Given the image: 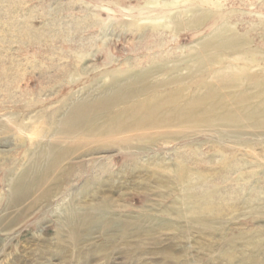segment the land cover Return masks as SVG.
<instances>
[{
    "label": "rangeland",
    "instance_id": "374dc122",
    "mask_svg": "<svg viewBox=\"0 0 264 264\" xmlns=\"http://www.w3.org/2000/svg\"><path fill=\"white\" fill-rule=\"evenodd\" d=\"M0 264H264V0H0Z\"/></svg>",
    "mask_w": 264,
    "mask_h": 264
},
{
    "label": "bare ground",
    "instance_id": "6f19581e",
    "mask_svg": "<svg viewBox=\"0 0 264 264\" xmlns=\"http://www.w3.org/2000/svg\"><path fill=\"white\" fill-rule=\"evenodd\" d=\"M178 1V0H177ZM217 1V0H216ZM119 2V1H118ZM205 2H206V0H205ZM211 2V1H210ZM161 3H162V1H161ZM187 3V2H186ZM202 3V2H201ZM219 3V2H218ZM207 4H208V2H207ZM122 5V4H121ZM211 5V4H210ZM162 6H163V4H162ZM176 7V6H175ZM179 7V6H178ZM163 8V7H162ZM164 10V9H163ZM169 10V9H168ZM202 10V9H201ZM191 12H192V10H190ZM206 11H207V9H206ZM210 11V10H209ZM201 12V11H200ZM195 13H196V11H195ZM202 13V12H201ZM205 13V12H204ZM207 13V12H206ZM212 13V12H211ZM210 13V14H211ZM203 14V13H202ZM208 14V13H207ZM160 16V15H159ZM210 16H212V15H210ZM201 17V16H200ZM203 19H205L204 17H203ZM209 19V18H208ZM228 19V18H227ZM205 21V20H204ZM221 21V20H220ZM210 23H211V21H210ZM178 24V23H177ZM220 24V26H221V23H219ZM173 26V25H172ZM217 26V25H216ZM215 26V27H216ZM226 26V25H225ZM173 28V27H172ZM213 29V28H212ZM216 29V28H215ZM225 29V28H224ZM224 31V30H223ZM211 32V31H210ZM220 32V31H219ZM224 33H225V31H224ZM217 35V34H216ZM224 36H225V34H224ZM224 36H222V37H224ZM226 37V36H225ZM232 37V36H231ZM237 37V36H236ZM237 40V39H236ZM238 41V40H237ZM232 42V41H231ZM154 45V44H153ZM212 45V44H211ZM221 47V46H220ZM156 48V47H155ZM157 48H158V45H157ZM207 48V47H206ZM149 49H150V47H149ZM187 49V48H186ZM210 50V49H209ZM111 57V56H110ZM109 60V59H108ZM113 60V59H112ZM162 60V59H161ZM109 61H111V60H109ZM206 62V61H205ZM109 63V62H108ZM147 63V62H146ZM150 63V62H149ZM227 65H229V64H227ZM136 66H137V64H136ZM111 67V66H110ZM157 67V66H156ZM193 68V67H192ZM248 68H249V66H248ZM153 69V68H152ZM113 70H114V68H113ZM200 70V69H199ZM161 72V71H160ZM196 73V72H195ZM207 73V72H206ZM212 73V72H211ZM257 73V72H256ZM155 75V74H154ZM201 75V74H200ZM230 75V74H229ZM254 75V74H253ZM258 75H260V74H258ZM241 77V76H240ZM214 78V77H213ZM246 78V77H245ZM254 78V77H253ZM134 79H136V78H134ZM179 79V78H178ZM255 79V78H254ZM231 80V79H230ZM128 81V80H127ZM189 81V80H188ZM190 82V81H189ZM229 82H231V81H229ZM251 82V81H250ZM124 83V82H123ZM72 84V83H71ZM144 86L143 87H146V88H152V87H155L156 85H157V83H152V82H150V83H148L147 85H146V82H144V83H142ZM141 84V85H142ZM170 84V83H169ZM124 85H126V84H124ZM120 86H123V85H120ZM125 87H127V86H125ZM171 87V86H170ZM224 87V86H223ZM225 87H226V85H225ZM140 88L141 87H138V89H137V87L134 89V90H130L129 89V92H122L121 90H114L115 92H113L110 96H107V97H104V98H101V99H97L96 101H94V103L93 104H91L90 106H88V107H83L82 109H80L81 110V112L79 113V115H78V117H77V123H78V125H80V124H83V123H87V122H90V121H88V119H90L91 117H93L92 118V120L94 119V118H96V119H98V118H101V119H103V120H105V119H112L114 122H113V126L110 128V131H112V130H116V129H119L120 127H122V126H124L126 123H127V125H128V123L129 122H131L135 127H137V126H139V123H138V120H141L142 118H144L145 116H146V114H148L150 117L151 116H153L156 112H157V110H158V108H157V104H154L153 102H151L150 100L149 101H145V100H143V94H142V91H144V90H140ZM198 88V87H197ZM236 88V87H235ZM195 89H196V87H195ZM224 89H226V88H224ZM223 89V90H224ZM227 90V89H226ZM219 91V90H218ZM228 91V90H227ZM151 94V93H150ZM218 94V93H217ZM155 96V95H154ZM178 96V95H177ZM85 98V97H84ZM82 99V98H81ZM87 99V98H86ZM88 99H89V97H88ZM180 99V98H179ZM187 99V98H186ZM77 101V100H76ZM88 101V100H87ZM135 101V103H133V104H129L130 102H134ZM180 101V100H179ZM201 101V100H200ZM196 102V101H195ZM232 102V101H231ZM242 102H243V100H242ZM241 102V103H242ZM180 103V102H179ZM227 103V102H226ZM85 105H87V104H85ZM85 105H83V106H85ZM213 105V104H212ZM73 106V105H72ZM161 106H163L162 104H161ZM66 107V106H65ZM163 107H165V106H163ZM198 107V106H197ZM70 108V107H69ZM75 108H77L78 110H79V108L77 107V106H75ZM74 108V109H75ZM156 108H157V110H156ZM204 108V107H203ZM211 108V107H210ZM232 108V107H231ZM230 108V109H231ZM206 109V108H205ZM233 109V108H232ZM231 109V110H232ZM156 110V112H154ZM163 110V109H162ZM175 110V109H174ZM221 110H223V109H221ZM252 110V109H251ZM200 111V110H199ZM198 111V112H199ZM239 111V110H238ZM236 113V112H235ZM234 113V114H235ZM238 113V112H237ZM262 113V112H261ZM71 114V113H70ZM208 114V113H207ZM206 114V115H207ZM218 114H220V113H218ZM230 114V113H229ZM209 115V114H208ZM65 117V116H64ZM205 117V116H204ZM231 117V116H230ZM166 118V117H165ZM169 118V117H168ZM74 119V118H73ZM95 119V120H96ZM199 119V118H198ZM233 119V118H232ZM149 120V119H148ZM165 120V119H164ZM223 120V119H222ZM243 120V119H242ZM66 120H63V122H61L60 124H59V128L61 129V132L63 133V135L60 137L61 139H63L64 140V142H66L65 140H67V139H70V138H72L71 136L73 135V136H78V135H81V133H83V132H81V130L79 129V128H74V129H76V130H74L73 129V126L71 127V128H69V129H71V130H69V129H67V130H69V131H71L70 133H69V131H68V133L69 134H71V136H68V133L67 132H65V130H66V128L68 127L67 125H66V122H65ZM169 121V120H168ZM227 121V120H226ZM173 122V121H172ZM217 122V121H216ZM238 122V121H237ZM154 123V122H153ZM131 124V125H132ZM217 124V123H216ZM57 125V124H56ZM72 125V124H71ZM77 124L75 125V127L76 126H78ZM131 125H129V126H131ZM191 125V124H190ZM90 126V125H89ZM128 126V127H129ZM211 126V125H210ZM225 127H229L228 125H224ZM91 127V126H90ZM133 127V126H132ZM82 128V127H81ZM93 128H94V126H93ZM102 128H104V127H102ZM242 128V127H241ZM240 128V129H241ZM107 129H109V128H107ZM186 129H188V128H186ZM221 129V128H220ZM243 129V128H242ZM260 129V128H259ZM21 130V129H20ZM58 130V129H57ZM152 130V129H151ZM154 130V129H153ZM153 130H152V132H153ZM100 131V130H99ZM118 131V130H117ZM148 131V130H147ZM51 132H53V131H51ZM58 132V131H57ZM108 132V131H107ZM125 132V131H124ZM161 132V131H160ZM196 132V131H195ZM201 132V131H200ZM206 132V131H205ZM212 132V131H211ZM215 132V131H214ZM226 132V131H225ZM243 132V131H242ZM170 133V132H169ZM229 133V132H228ZM248 133V132H247ZM96 134H97V130H96ZM99 134V133H98ZM112 134V133H111ZM115 134V133H114ZM54 135V134H53ZM152 135V134H151ZM179 135V134H178ZM216 135V134H215ZM218 135V134H217ZM248 135V134H247ZM50 136H51V134H50ZM108 136V135H107ZM120 136V135H119ZM126 136V135H125ZM56 137V136H55ZM117 137V136H116ZM115 137V138H116ZM185 137V136H184ZM74 138V137H73ZM134 138V137H133ZM132 138V139H133ZM164 138V137H163ZM168 138V137H167ZM178 138V137H177ZM127 139V138H126ZM165 139V138H164ZM163 139V140H164ZM169 139V138H168ZM56 140V139H55ZM71 140H73V139H71ZM111 140V139H110ZM42 141V140H41ZM98 141V140H97ZM112 141V140H111ZM116 141V140H115ZM40 142V141H39ZM114 142V141H113ZM125 142V141H124ZM133 142V141H132ZM59 143V142H58ZM127 143V142H126ZM37 144V143H36ZM52 144V143H51ZM51 144H48L47 143V145H51ZM67 144V143H66ZM80 144V143H79ZM78 144V145H79ZM146 144V143H145ZM225 144V143H224ZM227 144V143H226ZM56 145V144H55ZM54 145V146H55ZM61 145H63V144H61ZM60 145V146H61ZM221 145V144H220ZM41 146H42V144H41ZM51 146H53V145H51ZM77 146V145H76ZM82 146H84V145H82ZM149 146V145H148ZM43 147V146H42ZM75 147V146H74ZM80 147V146H79ZM61 148V147H60ZM60 148H58V149H60ZM62 148H64V147H62ZM61 148V149H62ZM117 148V147H116ZM38 149H40V147L38 148ZM42 149V148H41ZM48 149V148H47ZM50 149V148H49ZM52 149V148H51ZM57 149V150H58ZM65 149V148H64ZM120 149V148H119ZM36 150V149H35ZM67 150V149H66ZM132 150V149H131ZM53 151V150H52ZM68 151V150H67ZM41 152V151H40ZM39 152V153H40ZM47 152V151H46ZM80 152V151H79ZM132 152V151H131ZM130 152V153H131ZM233 152V151H232ZM54 153H55V151H54ZM89 153V152H88ZM143 153V152H142ZM37 154V153H36ZM45 154V153H44ZM56 154H57V152H56ZM66 155V154H65ZM218 155V154H217ZM41 156V155H40ZM40 156H38V157H40ZM61 156V155H60ZM77 156V155H76ZM127 156V155H126ZM42 157H43V155H42ZM51 157H53V156H51ZM36 158V157H35ZM56 159V158H55ZM60 160V159H59ZM232 163V162H231ZM234 165V164H233ZM53 167V166H52ZM58 167V166H57ZM47 170V169H46ZM67 170V169H66ZM58 171V170H57ZM238 171V170H237ZM41 173H42V170H41ZM71 176V175H70ZM60 178V177H59ZM56 180V179H55ZM24 186V185H23ZM16 190V189H15ZM21 191V190H20ZM30 192V191H29ZM12 196V195H11ZM16 196V195H15ZM19 196V195H18ZM25 198V197H24Z\"/></svg>",
    "mask_w": 264,
    "mask_h": 264
}]
</instances>
